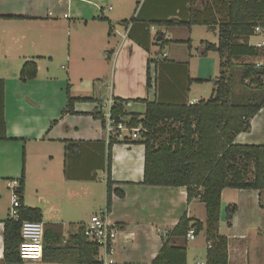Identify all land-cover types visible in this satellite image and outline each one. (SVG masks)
<instances>
[{"label": "crops", "instance_id": "1", "mask_svg": "<svg viewBox=\"0 0 264 264\" xmlns=\"http://www.w3.org/2000/svg\"><path fill=\"white\" fill-rule=\"evenodd\" d=\"M212 1L0 0L3 121L11 138L0 140V264H6L3 225L13 179L23 180L22 204L41 211L44 227L57 225L63 242L73 233L66 227L77 223L78 229L89 220L76 217L82 205H90L91 215L105 212L107 139L101 120L91 115L95 101L127 99L125 112L143 115L145 102L139 99L192 104L212 97L219 56L215 51L201 56L198 49L201 41L218 43V25L150 24L187 20ZM259 28L247 41L264 48V27ZM253 59L264 64V57ZM30 61L37 66L36 77L22 82L20 70ZM68 95L92 100L76 101L75 113L63 114ZM250 125L235 143L264 145V108ZM74 143L78 149L67 151L66 145ZM143 168V144L112 145V188L124 193H112L107 213L119 229L113 264H151L162 246L161 236L169 234L183 213L205 226V205L199 198L188 203L184 187L141 184ZM98 173L105 186L94 196L90 186L101 182ZM230 204L236 210L227 221ZM218 232L227 238V264H264V190H222ZM170 241L185 245L186 264L206 263L210 243L205 229L192 241ZM22 264L61 263L42 257Z\"/></svg>", "mask_w": 264, "mask_h": 264}, {"label": "trees", "instance_id": "2", "mask_svg": "<svg viewBox=\"0 0 264 264\" xmlns=\"http://www.w3.org/2000/svg\"><path fill=\"white\" fill-rule=\"evenodd\" d=\"M150 24L188 28L197 24L218 25V43L201 41L198 54L204 56L209 51L217 52L219 73L213 80L212 97L192 104L139 99L145 102V111L139 115L125 112L127 99L115 98L117 103L110 109L114 123L123 121L127 127L140 126L145 132L140 139L134 140L109 137L105 212H110L112 193L119 197L124 195L122 190L112 188V145L141 143L144 145L141 184L184 187L187 202L199 198L206 212L205 226L183 213L169 234L161 236L162 246L151 264H186L185 245L174 246L170 240L185 238L189 228L194 229L195 235L205 229L207 243L211 245L205 264H227V238L218 232L221 192L226 188L264 190V145L235 143L238 134L250 131V120L264 108V64L242 61L243 58L264 57V48L250 45L247 41L255 27H264V0H213L204 5L200 14L192 12L187 20L171 18L151 21ZM150 62L149 59L147 87L150 86ZM36 73V64L26 62L20 70L19 79L25 82L35 78ZM0 84V140H8L11 138L5 133L1 80ZM79 100L92 99L68 95L62 113H75L73 105ZM91 115L100 119L104 128L102 113L94 109ZM78 147L76 143L67 144L66 150L76 151ZM18 182L21 201L18 217L16 220L8 218L3 225V261L6 264L23 262L18 254L22 221H41L42 218L38 208L22 204L24 183L22 179ZM235 210V205H227V221L231 220ZM97 254V247L86 241L82 225L68 234L64 242L57 225L44 227L43 259L61 264H97L101 263Z\"/></svg>", "mask_w": 264, "mask_h": 264}, {"label": "built area", "instance_id": "3", "mask_svg": "<svg viewBox=\"0 0 264 264\" xmlns=\"http://www.w3.org/2000/svg\"><path fill=\"white\" fill-rule=\"evenodd\" d=\"M260 31L257 26L254 33ZM165 56V54L163 55ZM116 97L109 96L101 101L94 102V108L102 113L104 118V131L108 141L113 136L121 140L127 137L130 140L140 139L145 132L143 128L127 127L123 121L114 123L111 118V107L117 103ZM19 182L13 179L9 182L10 189L8 218L16 220L21 207L20 195L17 191ZM83 235L88 243L95 245L98 249L97 259L103 264H110L111 256L116 252V240L119 229L115 223L109 218L106 212L95 213L90 216L89 220L82 226ZM21 241L18 247V254L22 261H40L43 256V234L44 226L41 221L24 220L20 228ZM193 228H189L185 239L192 241L195 239ZM211 245L209 244V247ZM202 264V263H201Z\"/></svg>", "mask_w": 264, "mask_h": 264}, {"label": "rangeland", "instance_id": "4", "mask_svg": "<svg viewBox=\"0 0 264 264\" xmlns=\"http://www.w3.org/2000/svg\"><path fill=\"white\" fill-rule=\"evenodd\" d=\"M167 50H168V48H165L162 51L167 52ZM242 61L245 63H247V62H259V60H255L253 58H243ZM206 96H210V95H206ZM98 177L101 179V182H99V180H97V181L93 182L90 186L91 192L94 196L99 195V194L101 195L102 191L104 190V186H105V184H104L105 180H104L103 175L98 173ZM92 210L93 209H91L89 204H85V205H82V209L76 210L75 214L79 220L84 219L83 221H87L89 219V217L91 216ZM77 226L78 225L76 223L73 226H68L66 228H67V230H70L71 232H75L77 230Z\"/></svg>", "mask_w": 264, "mask_h": 264}, {"label": "water", "instance_id": "5", "mask_svg": "<svg viewBox=\"0 0 264 264\" xmlns=\"http://www.w3.org/2000/svg\"><path fill=\"white\" fill-rule=\"evenodd\" d=\"M160 38H161V37H160V36H158V37H157V40H159Z\"/></svg>", "mask_w": 264, "mask_h": 264}]
</instances>
